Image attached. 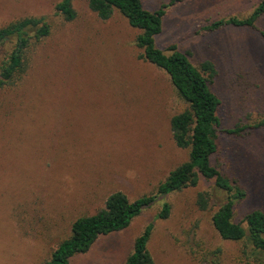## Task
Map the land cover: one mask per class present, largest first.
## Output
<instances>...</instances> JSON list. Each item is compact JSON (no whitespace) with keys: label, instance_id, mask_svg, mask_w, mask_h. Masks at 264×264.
Instances as JSON below:
<instances>
[{"label":"rangeland","instance_id":"obj_1","mask_svg":"<svg viewBox=\"0 0 264 264\" xmlns=\"http://www.w3.org/2000/svg\"><path fill=\"white\" fill-rule=\"evenodd\" d=\"M60 1L0 0V27L26 16H46L52 26L31 49L24 78L0 90V264H46L76 218L95 213L115 191L131 200L154 192L189 157L170 126L187 104L166 72L140 58V30L119 11L101 19L89 0H73L76 17L67 21L56 12ZM169 1L143 3L154 11ZM259 1L177 2L166 8L155 36L161 49L173 45L196 65H216L212 89L222 103L212 163L245 193L235 202L236 222L254 209L264 211V129L226 132L264 119V16L256 29L202 28L244 17ZM202 190L213 196L208 210L196 203ZM226 196L202 181L159 198L71 264H125L149 224L156 264H214L216 258L220 264H257L244 258L243 243L222 239L213 226ZM165 201L171 204L167 219L158 216Z\"/></svg>","mask_w":264,"mask_h":264},{"label":"trees","instance_id":"obj_2","mask_svg":"<svg viewBox=\"0 0 264 264\" xmlns=\"http://www.w3.org/2000/svg\"><path fill=\"white\" fill-rule=\"evenodd\" d=\"M181 1L170 0L151 11L145 7L143 0H89L90 8L101 19L107 20L119 11L132 27L139 29L135 43L142 49L140 58L169 75L178 96L187 104L171 118L172 137L178 147L189 149V157L171 170L154 192L131 200L124 192L115 191L95 213L76 218L70 235L52 250L46 264H71L74 256L89 251L101 236L127 228L134 218L159 198L198 186L202 181L213 182L218 190L227 194L226 201L212 216L213 226L221 238L243 243L244 258L264 264V211L254 209L246 214L242 222H236L235 202L245 193L212 163L218 149V129L221 125L218 112L222 103L212 89L218 74L216 65L211 60L196 65L189 53L178 51L173 45L164 50L155 42V36L162 30L166 8ZM56 12L67 21L75 19L73 0L58 2ZM263 16L264 0H260L248 15L214 20L202 29L209 32L226 26L256 29V22ZM51 32L52 26L46 16H26L0 27V90L13 87L24 78L29 69L31 49L49 37ZM261 32L264 37V31ZM8 43L12 47L9 52H4ZM257 128L264 129V119L255 124L229 128L226 132L237 135ZM212 202L213 196L209 191L198 192L196 203L199 209H210ZM170 213L171 204L165 201L158 216L167 219ZM153 229V224H149L135 240L134 251L127 256L125 264H156L148 248ZM214 260V264H220L219 259Z\"/></svg>","mask_w":264,"mask_h":264}]
</instances>
